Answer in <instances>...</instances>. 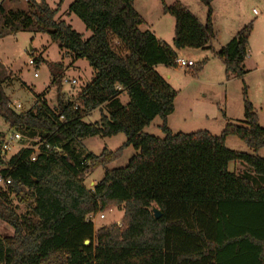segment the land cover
<instances>
[{"label":"trees","instance_id":"1","mask_svg":"<svg viewBox=\"0 0 264 264\" xmlns=\"http://www.w3.org/2000/svg\"><path fill=\"white\" fill-rule=\"evenodd\" d=\"M29 0L28 11H7L0 3V39L24 31L59 41L73 62L83 59L95 76L74 100H64L63 63L46 64L57 88V108L44 95L26 112L10 107L6 78L0 71V117L24 138L46 141L32 161L33 150L22 148L7 159L0 140V221L13 230L0 234V264H264V159L231 151L228 137L248 148H264V129L244 89L245 126L228 124L220 136L207 131L173 133L167 119L175 111L178 92L156 70L176 67L177 49L160 41L135 9V0H75L69 7L92 35L85 40L66 21L59 8L45 0ZM203 25L179 1L163 3L175 19L174 41L179 49L210 50L217 33L212 2ZM253 23L243 27L215 53L226 78L247 72ZM203 66L194 68L201 73ZM126 94L129 102L119 99ZM106 107L98 122L85 116ZM162 120L163 139L145 133L156 118ZM124 134L115 152L99 156L78 153L81 140ZM23 138V139H24ZM23 139L21 141H23ZM137 152L125 168L108 170L124 149ZM231 163L251 171L237 175ZM104 176L92 190L85 176L99 168ZM12 197L27 207L20 215ZM123 205L121 224L95 230L88 216ZM161 213L154 218L153 209ZM88 241L89 244L85 245Z\"/></svg>","mask_w":264,"mask_h":264},{"label":"rangeland","instance_id":"2","mask_svg":"<svg viewBox=\"0 0 264 264\" xmlns=\"http://www.w3.org/2000/svg\"><path fill=\"white\" fill-rule=\"evenodd\" d=\"M53 9L58 8L62 0H45ZM75 0H63L56 16L57 20L66 21L77 33L87 40L92 33L74 14L69 15V7ZM179 1L186 7L201 24H205L208 16L207 7L200 0H135V9L144 19L142 31H156L159 38L173 45L175 19L163 11V3L171 6ZM7 11H28L29 0H0ZM39 4L40 1L36 0ZM212 22L217 33L210 50L179 49L178 57L192 61L196 68L203 66L201 79H197L194 68L183 69L176 67L157 66V72L166 80L172 75V88L178 92L175 101L176 108L169 122L176 131L195 133L207 131L213 136H220L226 125L245 126L244 123V89L247 88L248 101L252 104L259 118V124L264 129V0H214ZM258 12V15L254 14ZM253 23V32L249 40V56L245 62L247 74L227 83L222 62L215 53L224 47L246 25ZM42 57L49 63H63L66 81L76 80V85H63L64 100H74L83 88L95 76V71L86 60H72L70 53L60 47L59 41L52 40L48 35L33 31L19 32L0 39V71L4 74L5 93L11 103H20L19 113L30 110L40 95H44L51 109L57 108V88L52 84V77L46 64H30L31 60ZM205 68V69H204ZM201 71V72H202ZM220 79V80H219ZM122 102L128 103L127 95L122 96ZM107 114L106 107L97 109L85 116L84 122L94 124L99 121L101 114ZM159 125V126H158ZM162 120L158 117L149 127L150 135L163 139L161 130ZM0 133L9 139L13 131L0 117ZM21 135V134H20ZM22 137V135H21ZM24 137H22L23 139ZM35 139L24 138L18 142L7 155L11 158L21 145L29 146ZM126 142L124 134L112 138L91 137L81 140L78 153L99 156L104 150L115 152ZM226 147L231 151L245 153L264 159V148L254 151L237 137H228ZM133 147L124 149L120 158L108 164V170L125 168L130 159L136 155ZM230 172L237 175L251 168L240 163H231ZM105 168H99L85 176L84 186L92 190L96 183L103 178ZM97 183V184H98ZM13 206L20 215L28 211L24 205H19L12 197ZM123 205L110 210L93 214L95 230L112 224H121L124 216ZM105 216L100 219V216ZM7 228V229H4ZM11 227L0 221V234L7 236Z\"/></svg>","mask_w":264,"mask_h":264},{"label":"built area","instance_id":"3","mask_svg":"<svg viewBox=\"0 0 264 264\" xmlns=\"http://www.w3.org/2000/svg\"><path fill=\"white\" fill-rule=\"evenodd\" d=\"M255 15H258L257 11H254ZM30 64L34 65L35 60H31ZM175 66L176 68H183V69H190V68H194L195 64L192 61H186L180 57L176 58L175 60ZM64 84H71V85H76L77 81L76 80H72V81H63V85ZM10 107L15 110L16 112H18V109H22V105L20 103H11ZM0 140L3 142V148H2V153L4 155L5 158H7L8 153L10 152V150L14 147L17 146L18 142H21L22 137L19 133H15V134H11L10 138L7 139L6 135H3L0 133ZM36 145L34 146H24L21 145L19 148H30L31 150H33V156H32V161L36 160V155L40 153V151L42 150L43 147H45L46 149L50 150L51 146L49 144L46 143V141H35ZM6 180L3 178L1 171H0V186H3L5 184ZM93 189V188H92ZM94 215H89L88 216V221L94 222ZM105 216H100V219H104Z\"/></svg>","mask_w":264,"mask_h":264},{"label":"crops","instance_id":"4","mask_svg":"<svg viewBox=\"0 0 264 264\" xmlns=\"http://www.w3.org/2000/svg\"><path fill=\"white\" fill-rule=\"evenodd\" d=\"M151 32H153L154 34H155V36L160 40V41H162V42H165V41H163L162 39H160L159 38V36H158V34H157V32L156 31H151ZM166 43V42H165ZM168 44V43H167ZM169 45H171V44H169ZM172 47H174L175 48V41H174V39H173V45H171ZM162 66V65H161ZM164 67H166V66H164ZM171 68V67H170ZM173 68V67H172ZM156 69H157V67H156ZM205 69V68H204ZM203 72L204 71H202L201 73H200V75L199 76H197V79L199 80V79H201L200 77H201V75L203 74ZM224 77H225V80H226V82L227 83H230V82H232L235 78H231V79H227L226 78V75H224ZM171 80H172V75H168V80H167V82L168 83H171ZM220 80V79H219ZM171 86H172V84H170ZM5 90V89H4ZM6 92V91H5ZM7 95V94H6ZM123 95H125V94H122L120 97H119V99H120V101H121V103L123 104V105H126L125 103H123L122 102V96ZM8 96V95H7ZM175 110H177V108H176V104H175ZM175 112V111H174ZM173 115V114H172ZM171 116V115H170ZM170 116L168 117V119H167V126H168V128L173 132V133H185V134H189V133H186V132H182V131H176V130H174L172 127H171V125H170V122H169V118H170ZM154 123V122H153ZM152 123V124H153ZM159 126V125H158ZM148 129L149 128H147V129H145V133H147V134H150V133H148ZM98 183V182H97ZM96 183V184H97ZM4 229H7V228H5L4 227ZM13 235V230H10V234L9 235H7V236H12Z\"/></svg>","mask_w":264,"mask_h":264},{"label":"water","instance_id":"5","mask_svg":"<svg viewBox=\"0 0 264 264\" xmlns=\"http://www.w3.org/2000/svg\"><path fill=\"white\" fill-rule=\"evenodd\" d=\"M175 48H176L177 50H179V46H178L177 43L175 44ZM153 213H154V218H155V219H160V218H161V213H160V211H159L158 209L154 208V209H153ZM88 244H89V242L86 241V242H85V245H88Z\"/></svg>","mask_w":264,"mask_h":264}]
</instances>
